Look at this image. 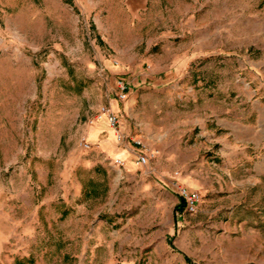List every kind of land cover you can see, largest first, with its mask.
<instances>
[{
  "label": "rangeland",
  "instance_id": "1",
  "mask_svg": "<svg viewBox=\"0 0 264 264\" xmlns=\"http://www.w3.org/2000/svg\"><path fill=\"white\" fill-rule=\"evenodd\" d=\"M236 92L264 102V0H0V264H264L255 149L211 158L195 210L174 212V164L157 177L130 139L152 150L140 125L168 138Z\"/></svg>",
  "mask_w": 264,
  "mask_h": 264
},
{
  "label": "crops",
  "instance_id": "2",
  "mask_svg": "<svg viewBox=\"0 0 264 264\" xmlns=\"http://www.w3.org/2000/svg\"><path fill=\"white\" fill-rule=\"evenodd\" d=\"M205 53V48L195 46L190 55L197 59ZM228 96L230 95L224 94L221 100ZM231 97L235 101L232 107L212 108L204 113L194 109L185 117L179 118L178 115L179 119H174L176 122L173 124L176 128L169 132L168 138V129L149 135L150 131L140 125V135L148 136L147 141L157 158L150 168L157 177L166 180V165L174 164L173 177L177 178L178 182L185 185L188 191L197 190L204 193L210 188L209 174L213 173L208 164L211 163L210 159L220 157L222 164L237 166L243 163L244 160H241L239 154L242 147L247 146L258 152V155L254 153L258 159L253 162V166L255 165L258 173L264 170V151H260L261 147L264 149V102L240 92L231 94ZM162 125L164 126V123ZM99 131L95 129L94 133L99 135ZM172 133L174 136L170 135ZM95 134L93 137L96 138ZM107 135V138L100 137L99 141L104 147L108 146L109 150L112 137L109 129ZM187 140L191 141L185 145ZM125 150L128 152L129 149ZM118 152L124 154L125 151ZM143 179L145 178L141 181Z\"/></svg>",
  "mask_w": 264,
  "mask_h": 264
},
{
  "label": "built area",
  "instance_id": "3",
  "mask_svg": "<svg viewBox=\"0 0 264 264\" xmlns=\"http://www.w3.org/2000/svg\"><path fill=\"white\" fill-rule=\"evenodd\" d=\"M239 81L241 82L242 85L247 86V87L249 86L248 81L242 80V79H239ZM120 89L122 90L123 86H121ZM119 97L121 98L124 97L122 92L119 93ZM99 112H100L99 117L103 115L108 125L111 128L114 129L118 125V120L116 118V115L111 110L102 106L100 107ZM115 137H116V140H120L123 137V135L119 130L115 129ZM130 139L132 140L133 143L140 145L141 148H144V151H139L136 154V161L140 164L147 163L148 159L153 156L154 152L151 149L146 148V146L144 147V145L141 143L140 136L137 132H134L130 136ZM113 163H115L116 165H119L121 164V161L120 159L115 158L113 160ZM177 189H178V196H180L183 200V210L188 213L193 212L200 199L198 193L194 191H188L183 186H177Z\"/></svg>",
  "mask_w": 264,
  "mask_h": 264
},
{
  "label": "trees",
  "instance_id": "4",
  "mask_svg": "<svg viewBox=\"0 0 264 264\" xmlns=\"http://www.w3.org/2000/svg\"><path fill=\"white\" fill-rule=\"evenodd\" d=\"M182 208H183V200H182V198L179 196V197H178V201H177V203L173 206V211H174V212H179V211L182 210Z\"/></svg>",
  "mask_w": 264,
  "mask_h": 264
}]
</instances>
